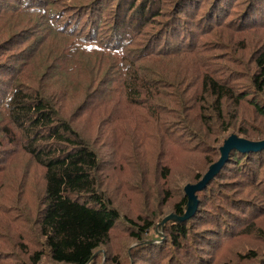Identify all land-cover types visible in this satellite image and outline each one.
I'll return each mask as SVG.
<instances>
[{
    "label": "rangeland",
    "instance_id": "obj_1",
    "mask_svg": "<svg viewBox=\"0 0 264 264\" xmlns=\"http://www.w3.org/2000/svg\"><path fill=\"white\" fill-rule=\"evenodd\" d=\"M257 2L258 13L245 25L242 19L250 15L253 0H232L218 26L206 33L196 30L193 41L199 52L196 57L138 60L139 74L149 78L146 82L150 81V87L156 82L157 87L153 90L156 95L164 89L171 100L182 98L185 105L182 109L181 104L172 106L170 103L173 114L184 116L185 122L177 117L169 119L165 125L174 124L171 132L175 142L162 144L152 117L155 104L164 103L162 97L151 98L148 104L132 100L125 102L121 95L127 75H124L126 65L121 66L118 59L101 49L80 50V43L90 36L92 30L96 42L103 46L117 29L114 27L117 15L114 0H0V102L10 96L15 76L19 75L17 82L24 83V86L34 80L38 85L32 89L42 87L48 91L47 97L52 96L54 109L63 119L61 123H69L84 143L99 153L103 162L97 179L101 180L102 191L111 199L120 218L105 243L95 250L90 264H191L188 256L191 251L181 255L170 245L163 246L168 239L164 226L167 221L162 227L160 221L172 214L176 203L183 197V187L189 182L195 183V176L205 172L207 162L219 158L216 147L227 135L243 136L245 132L248 138L264 139V118L243 103L234 121L235 126L227 132L223 133L224 125L214 123L203 126L200 131L195 128L199 123L195 120L194 110L192 113L186 111L192 103L190 98L194 88L186 94L182 93L183 88L194 81L193 69L201 62L234 73L235 81L241 85L238 88L248 86L252 53L256 45L264 42V0ZM199 6L201 10L203 2ZM165 19L161 17L157 21L165 22ZM159 24L141 37L125 29L124 42L133 36L126 51L129 57L146 50L161 29ZM60 25L65 30H61ZM47 30L49 42L45 50H37L30 38ZM65 40V54L58 62L70 69L63 72L56 69L49 51L58 50L65 45ZM203 42L208 45L200 52ZM118 56L121 58L123 54ZM112 62L118 71L108 73ZM176 70L180 79L185 78L182 87L178 90L165 87L167 72L173 74ZM178 93L181 96H177ZM195 110L198 112V107ZM232 111L227 108L225 113L229 115ZM186 114L191 116L185 117ZM6 123L7 118L0 113V264H32L31 256L36 251H43L36 218L43 204L45 169L23 147L27 132L11 123L7 127L11 132L5 131ZM184 125L189 127L187 131L181 129ZM191 132L195 136L199 133L198 137L191 136ZM149 136L151 138L147 140ZM165 167L169 170L167 178L163 177ZM224 171L222 178L210 183L205 196L208 200L203 202V198L198 210L203 208L212 214L226 208L236 215L242 214L250 228L246 233L238 229L230 237L219 238V246L212 247L207 255L201 253H207L205 247L194 242L189 249L193 248L199 256H211L204 264H242L239 255L251 250L264 257L261 201L253 196L255 190L239 186L233 181L231 171ZM260 174L264 175V165ZM237 200L243 201L245 207H234L232 202ZM198 216L205 215L199 212ZM131 219L139 224L152 222L142 244L131 237L128 222ZM203 224H195V227L201 228L199 231L213 227ZM216 234H208L210 241ZM38 264L52 263L43 255Z\"/></svg>",
    "mask_w": 264,
    "mask_h": 264
},
{
    "label": "trees",
    "instance_id": "obj_2",
    "mask_svg": "<svg viewBox=\"0 0 264 264\" xmlns=\"http://www.w3.org/2000/svg\"><path fill=\"white\" fill-rule=\"evenodd\" d=\"M114 1V9L117 13L114 27L117 29L107 38L103 46L96 42L97 39L92 36V30L90 36L84 38L80 43V50L101 49V51L118 59L121 66L126 65L127 71L124 75H127L123 84V94L121 95V97H124L125 102L132 100L148 104L149 99L162 97L164 103L161 105L155 104L154 106L153 123L157 127V133L161 137L162 144L167 141L174 144L175 139L171 132L174 124L170 126L165 124L169 119L177 117L173 114L170 103L172 106L181 104L180 106L184 109L183 99L171 100V96L166 94L164 89L156 95L153 92L157 87L156 82L150 87V81L149 83L146 82L149 78L146 75L139 74L140 66L137 62L139 59H148V57L150 61L160 58L167 61V58L170 57L186 58L189 55L196 57L199 54L196 51L198 47L193 43L196 30H203L206 33L213 26H218L221 23V16L232 0H206L205 2L204 0ZM253 1L250 15L248 14L242 19L244 25L250 21L251 16L254 17L258 13L256 8L258 2L257 0ZM200 2H203L201 10H199ZM198 14H200V17H197ZM161 17H166V21H157ZM158 22L161 29L157 32L155 39L152 40L153 42L150 41L147 45L146 52H137L138 54L129 57L126 51L129 47L128 44L132 43L133 36L130 37V40L124 42L122 37L126 31L125 29L135 34L136 37H141L150 33L153 26ZM148 27H150V30H148ZM60 28L65 30L62 25H60ZM66 29H70V27ZM30 42L35 43L37 50L41 48L45 50L49 42L48 30L40 35L34 34L30 38ZM66 45L65 40V45L58 50L49 51L53 56L56 69L63 72L70 69H65L58 62L60 57L65 54L64 48ZM207 45L208 42H203L199 49L200 52H203ZM120 53L123 54L121 58L118 56ZM112 64L108 68V73L118 71L116 70V64L113 62ZM226 70L220 69V66L215 67L208 62L196 64L193 69L194 81L183 88V94L194 88L190 98L192 103L186 111L192 113V110H194L195 120L199 123V125H195V128L200 131L203 126L205 128V126L214 123L224 125L223 133L227 132L235 126L234 121L237 119L239 109L243 103L248 104L253 112L264 118V42L256 45L252 53L247 77L250 83H248V86L244 85L242 88H238L241 85L235 81L237 79L234 73L228 71V69ZM18 77L19 75L15 76L11 82L10 96L3 103L0 102V113L8 120V123L4 124L3 130L7 131V127L11 123L23 132H27V142L23 147L45 169L43 204L36 218L43 251H36L31 256L32 264H38L43 255H46L52 264H90L95 250L105 243L110 231L120 218V214L111 199L106 197L102 191L101 180L97 179V174L102 171L103 162L99 153L85 144L69 123H61L63 119L59 117L54 109L55 105L53 103L55 102L52 103V96L47 97L49 95L48 91L40 86V89H32L33 86L38 85L34 80L28 84L29 86H24V83L17 82L19 81ZM179 77L177 70L173 74L167 72L168 80L165 79L167 82L165 87H172L175 90L181 88L185 78L180 79ZM147 95L148 98H146ZM151 95L153 96L151 97ZM44 97L46 98L44 99ZM57 102L58 99L56 105ZM195 107H198V112ZM227 108L233 109L229 115L225 113ZM189 116L191 115H185V117ZM180 118L185 122L184 116L179 115L177 117L179 120ZM181 129L187 131L189 127L184 125ZM198 134L195 136L192 133L191 136L198 137ZM243 134V136L236 135L248 140L251 139L246 137L245 132ZM150 138V136L147 137V140ZM221 145L219 144L216 150L219 151ZM261 153L264 154V149L247 153L231 150L228 161L220 172L204 189L196 192L198 207L193 216L181 222L167 220L164 224L168 239L163 246L170 245L173 249L180 251L181 255H184L186 251H191L188 255L191 264H204L205 259L211 257L206 256L208 251L217 248L221 243L218 240L219 238L230 237L238 229L239 232L246 233L250 228V224L244 221L242 214L236 215L226 208H220L212 214L203 208L198 209H200L199 205L203 198V202L208 200L205 196L209 192L210 183L217 178H222L221 175L225 172L224 170L231 171L233 181L240 184L239 186L243 185L255 190L256 194H253V196L261 201L264 209V175L260 174L261 167L264 165V157ZM215 161H209L207 165L209 166ZM168 173L169 170L165 167L163 177L167 178ZM204 173H198L195 176L196 182L201 179ZM193 183L189 182L187 184ZM186 202L187 198L183 187V197L179 203H176L171 213L175 216H182L185 212ZM243 203L240 200L232 202L233 206L238 209L245 207ZM199 212L205 216L199 217ZM128 222L131 237L139 244L144 243L146 240L144 237L151 229L152 222L143 221L142 224H139L132 219ZM199 223H204L203 225L208 223L213 227L199 231L201 228L195 227V224ZM210 233H217L211 241L208 235ZM214 239H217V241H214ZM194 242H198L202 247H205L207 253L201 251L202 254H206L205 256L202 254L199 256L193 248L189 249ZM239 258L242 264H264V257L254 250L239 255Z\"/></svg>",
    "mask_w": 264,
    "mask_h": 264
},
{
    "label": "water",
    "instance_id": "obj_3",
    "mask_svg": "<svg viewBox=\"0 0 264 264\" xmlns=\"http://www.w3.org/2000/svg\"><path fill=\"white\" fill-rule=\"evenodd\" d=\"M264 149V139L262 140H248L242 137H238L236 134H231L226 137L222 145L219 147V158L210 164L201 177L196 183L186 184L184 186V194L187 198L185 205V212L182 216H175L169 214L161 221V227L167 220H175L177 222L185 221L189 219L196 211L198 206V200L196 192L204 189L207 184L220 172L225 163L228 161L229 153L231 150L238 152H257Z\"/></svg>",
    "mask_w": 264,
    "mask_h": 264
}]
</instances>
